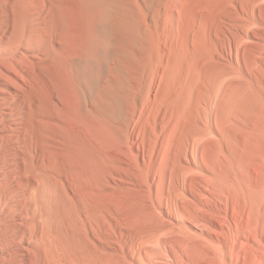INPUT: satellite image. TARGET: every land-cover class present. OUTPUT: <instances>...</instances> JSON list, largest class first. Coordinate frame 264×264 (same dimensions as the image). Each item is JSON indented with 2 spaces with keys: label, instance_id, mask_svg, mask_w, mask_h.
<instances>
[{
  "label": "bare ground",
  "instance_id": "6f19581e",
  "mask_svg": "<svg viewBox=\"0 0 264 264\" xmlns=\"http://www.w3.org/2000/svg\"><path fill=\"white\" fill-rule=\"evenodd\" d=\"M0 264H264V0H0Z\"/></svg>",
  "mask_w": 264,
  "mask_h": 264
}]
</instances>
